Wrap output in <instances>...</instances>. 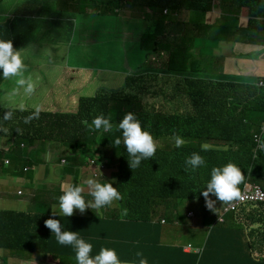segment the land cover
Segmentation results:
<instances>
[{"label": "trees", "instance_id": "16d2710c", "mask_svg": "<svg viewBox=\"0 0 264 264\" xmlns=\"http://www.w3.org/2000/svg\"><path fill=\"white\" fill-rule=\"evenodd\" d=\"M4 0H0V4ZM56 0H26V8L19 7L11 10V7L5 5L0 6V12L8 13L4 19L0 18V39L12 40L16 49L25 48L33 40L35 36L34 27L32 25L24 27L21 24L22 17L29 20L26 10L29 8L38 13H45L53 16L58 25L67 27L72 32L78 30L74 23V15L76 10L79 14H84V10L93 8L95 17H102L106 14H112L115 8H132L135 5L145 4L152 13L145 12L138 20L152 21V25L143 34H135V31H127L126 28L116 31L119 37L118 42L112 43L109 52L111 60L109 62L100 60L99 68L105 65L110 66L109 72L103 74L102 84H107L111 89L103 87V99L112 100L113 111L121 114V118L127 112H133L136 118L141 122L142 128H148L154 138H159L163 143H175L174 136L181 134L177 120L181 121V125L189 127L192 131L194 147L192 151L199 153L205 160L206 167L212 169L221 167L229 162L235 163L245 176L250 172L252 179L257 183V177H264V150L258 152V158L253 161L255 153L254 135L260 131L262 126L261 118L264 119L262 105L264 104V87L259 88L254 94V103L259 104L260 111H255L257 120L252 124H243L235 120L223 121L217 120L221 117H215L217 113L204 110L201 113L185 111V116H171L164 112L165 108L178 106L179 100H188L189 105H199L203 109L206 105H200L199 101L202 97L213 93V89L204 88V81L200 79L199 74H205L215 71V67L211 65V61L218 60L215 56H210L212 47L218 44L227 47L228 41L234 33L241 30L239 24L242 20L240 17L246 16L251 10L252 15H260L264 12V0H220L221 4L217 7L220 9H229V13L222 16L218 14H208L213 9L212 0H196L195 3L187 5L185 0H57L59 7L55 5ZM140 7V6H138ZM167 8L169 15L161 17V10ZM192 10L195 14V20L177 24L176 14ZM155 13L158 19L154 18ZM207 15V20L205 19ZM101 19V18H100ZM99 19V20H100ZM219 20H221L219 22ZM108 23V20H103ZM253 20L250 19L247 24L251 26ZM83 29L86 28V22L82 21ZM189 23L198 31H209V45H204L206 39H198L200 58L192 52L191 48H185L183 51L170 46L171 39L178 37L177 29L181 30ZM182 32V31H181ZM192 42L193 39H192ZM117 45H121L117 46ZM172 48V49H171ZM154 53H164L168 57L165 68L157 70L155 76H160L161 99L159 102L149 108L147 99L143 100V88L148 89L153 74V67H149L151 55ZM214 53V52H213ZM212 53V54H213ZM233 71V68H230ZM216 76V75H213ZM3 74L0 72V84L3 82ZM125 84H121L122 81ZM213 81L212 87L218 89L217 94L233 93L236 90L238 82L242 85L255 83V78H244L242 76L218 75ZM127 89V91L125 90ZM183 92L188 96L183 95ZM98 93V92H97ZM234 94H231L232 96ZM146 96H144L145 98ZM100 98V96H98ZM189 98V99H188ZM219 98V96H218ZM143 100V101H142ZM219 98V104L227 102ZM218 103L213 108L218 107ZM3 112L0 110V121ZM51 118H62V116H52V113L39 114L36 122V131L34 136L31 133H21L24 140L38 139L42 141H56L71 144V134L67 133L62 137L54 136L51 129ZM1 128H7L4 124H0ZM63 127L62 130H65ZM5 134V133H4ZM19 136V133L8 131V137ZM122 133H115V137H121ZM264 143V134L262 135ZM102 140L108 141L107 135ZM213 145L209 151H202L203 143ZM93 143V142H92ZM230 143L231 147L243 145L247 150L238 149L237 152L229 149L220 148V145ZM121 148V149H119ZM117 149H113L114 154L125 157L123 150H126L123 143ZM89 149V153H90ZM46 152V151H45ZM51 160L47 162V167L51 163L59 164L57 173L66 177L70 175L75 185L81 182L85 188V197L90 201L92 198L87 195L86 176H80L81 166L77 159L71 157L66 150L59 145L56 149L49 151ZM176 152L173 155L155 154L151 159L143 160L141 165L133 170L127 177L120 178L116 181V187L121 193L123 199L115 201L113 213L110 220H96V226L102 228L111 227L113 233L103 234L104 238L99 239L97 243V254L101 247L108 246L115 248L119 257L127 244L133 245L129 248L131 261H137V252H145L156 250L158 257H148L143 253L149 261V264H264V232L254 228L257 222H262L264 218V204L259 208H250L251 212L244 211L243 218L250 219L249 223L243 224L245 228L239 224L235 218H231L225 225L215 224L211 211L206 207L203 191L199 193H191L190 200L200 201L197 203L196 217L189 223V226L183 229V232L191 237L198 234L207 235L206 247L208 252L214 250L218 253V258L207 261L205 250L199 255L184 254L180 248H161L160 234L161 228L153 224L154 216L157 213V207L161 203L165 207L166 214L174 217L178 215L179 200L185 198L189 190L188 183L191 181L192 175L186 171V159ZM66 159L67 163H62ZM251 164L253 166H251ZM251 169V170H250ZM97 179V177H95ZM98 180V179H97ZM240 191V185L238 186ZM211 195V194H210ZM216 200L215 196H211ZM205 207H202V203ZM202 204V205H201ZM227 203L216 202L217 206H225ZM127 209V215L121 219V213ZM216 211H214L215 214ZM18 217H11L5 214L2 221L5 228L0 234L1 247L6 251L15 252L24 249L33 250L39 243L47 237H54L53 233L45 226L44 221H38L36 217L29 214L18 213ZM257 215L259 220H257ZM62 224V230H71L81 232L85 229L84 222L80 219H58ZM13 225V227H12ZM43 250L48 247L43 243ZM257 251L262 255L261 258H255L253 253ZM67 250L63 255L68 253ZM210 256V254L208 255ZM214 263V264H215Z\"/></svg>", "mask_w": 264, "mask_h": 264}, {"label": "clouds", "instance_id": "9594fccd", "mask_svg": "<svg viewBox=\"0 0 264 264\" xmlns=\"http://www.w3.org/2000/svg\"><path fill=\"white\" fill-rule=\"evenodd\" d=\"M216 1L218 5L221 4L220 0H212L213 9L208 14H218ZM196 0H185V3H195ZM145 4L135 5L143 7ZM146 6V5H145ZM147 7V6H146ZM130 9V8H127ZM92 11L93 8L84 10L87 14L88 11ZM120 8H115L112 14H116ZM76 14L79 11L76 10ZM162 13L169 15V10L164 8L161 10ZM182 12L176 14L177 24H182L190 19L195 20V14L192 10L184 11L187 13L188 19L181 21L180 17ZM26 14L29 20L25 21L26 18L22 17L21 24L25 28L32 25L35 29V34L41 32L44 35H48L49 31L47 26L53 28L52 35H59L60 27L53 16H49L45 13H38V11H32L31 9L26 10ZM106 14V15H112ZM207 15L205 19L207 20ZM9 16L8 13L0 12V18L4 19ZM167 15H164V17ZM242 22L239 24L241 30L234 33L231 40L228 41L227 47L218 44L216 47H212V51L216 54L219 62L223 65V72L220 76H240L244 78H255V83L242 85L243 82H238L237 88L232 96H229L227 102L223 103L224 107L221 113H217L215 117H221L217 120L231 121L235 120L242 122L243 124H252L257 120L255 111H260V108L254 106H244L245 102L250 101V96L257 91L259 88L264 87V77L255 76L252 69L249 66H253L254 62H257V58L264 57V12L260 15H252L251 10L246 16L240 17ZM252 19L251 26L247 22ZM136 22L138 19H135ZM193 23H189L183 28L188 33H182L177 38L171 39L170 46L174 47L175 50H184L185 48H191L192 52L199 57L198 39H206L204 45H209V41L213 38L209 31H198L191 26ZM249 33H253L257 40V43L261 44L259 53L256 54L254 51L248 48L249 45H255V43L247 38ZM192 39L194 42H192ZM240 48L241 53L235 54L234 49ZM20 49V48H19ZM243 55H250L251 61H245ZM230 59L234 62L240 61L242 64L233 67L230 63ZM168 62V57L161 61L159 66L153 67V76L149 83L148 89L143 88V100H148L149 108L153 104L157 103L161 99V84L160 76L156 77L155 72L163 69V63ZM99 68V67H97ZM233 68V71H230ZM82 70V69H81ZM102 70V69H101ZM27 67L24 59L21 55V51L16 49L13 45L12 40L0 39V72L3 74V82L8 79H15L17 91L23 89L27 94L35 92V84L30 76H26L25 73ZM54 72L58 74V70ZM232 73V74H230ZM47 81L52 80L49 72L44 73ZM200 78V77H199ZM204 81V88L208 90L213 89V93H209L206 97H202L199 101L200 105H206L207 109L212 110L213 106L219 104V98L216 95L218 89L212 87L213 81L210 79L200 78ZM250 85L256 86L254 91L248 95L247 98L242 96L243 89ZM105 88V87H104ZM111 89V87L107 88ZM127 91V89H125ZM98 92V93H97ZM238 92V93H237ZM183 95L188 97L184 92ZM100 96V98H98ZM144 96H146L144 98ZM189 99V98H188ZM142 100V101H143ZM230 101L232 103L230 104ZM182 100H179L178 106H172L171 108H165L164 112L171 116H185V111L181 106ZM68 108L62 111H48L43 107L37 108H24L18 109H6L0 108L3 112V117L0 124H4L7 128L0 127V234L5 228V223L2 221V217L7 214L13 218L18 217V213L29 214L32 217H36L38 221H44L45 226L53 233L54 237H47L49 242L42 241L33 250L24 249L23 251H6L1 247L0 244V264H20V261L26 260L28 264H45L46 259L49 263L53 262L57 264H70L69 257H72V264H149L143 253L148 256L150 253H157L156 250H149L145 252H137L136 256L139 258L137 261H131V255L129 248L133 247L131 244H127L125 249L121 252L119 257L115 248L103 246L100 248L97 254V243L99 239H103L104 235L97 236L96 234L89 233V228L96 225V220L108 221L113 213V206L115 201L122 200L123 197L116 187L117 177L114 174H119L120 178L127 177L133 170L139 167L143 160L151 159L155 154H168L173 155L179 152L181 156L187 155L186 159V171L188 174L191 173V181L188 183L190 188H199L204 185L202 195L205 198L206 207L209 210L216 211L212 218L215 219L214 225H225L231 218L238 217L236 219L239 224L242 225L240 220L245 218L243 213H250V208L261 206L264 201L257 199V188L259 187L264 192V187L260 184L249 182L252 179V174L249 172L245 176L242 170L232 162L222 165L221 167H214L209 169L205 165L204 158L199 154L192 151L194 145L193 136L191 129L185 125H181V121L177 120V125L181 131V134L174 136L175 147H171V143H163L159 138H154L151 131L148 128H142L141 122L136 118L133 112H127L121 118V114H117L113 111L112 100L109 98L103 99V87H99L93 94L81 96L76 106L70 107L67 101ZM65 105L60 104L59 107L63 108ZM192 104L188 108L191 113ZM257 106V105H256ZM259 106V105H258ZM187 109V108H186ZM41 113H52V116L58 115L62 118H51V129L54 136L62 137L63 135L71 134V144L74 142V148L78 151L69 153L68 144L66 139L64 142L56 141H42L38 139L24 140L21 133H31L34 136L36 131V122L39 114ZM262 123V122H261ZM264 123L260 128V131L254 135L255 153L253 161L258 158V152L264 150V143L262 142L264 134ZM66 127L65 130H62ZM11 130L13 133H19V136L8 137V131ZM122 133L121 137H115V133ZM5 133V134H4ZM102 133L107 135L109 140H102V145L98 147L95 152V157L89 155V144L95 134ZM257 140V141H256ZM123 143L126 150H123L125 157H120L114 154L113 149L119 148ZM162 144V146H160ZM56 145H59L68 154L77 159L80 163L81 173L80 176H86L87 195L92 199L90 201L85 197V188L81 182L77 185L74 182H65L57 188L59 196L56 197V192L51 191L49 193V201L39 203L35 213H31L25 209V206L29 202L32 196V192L41 187V181L39 179V167L40 162L42 165L47 166V162L51 160L50 150L56 149ZM237 146V145H236ZM169 147V149H165ZM213 145L209 143H203L201 145L202 151L211 150ZM220 148L229 149L230 151L237 152V148L231 147L230 143L220 145ZM121 149V148H119ZM91 150V149H90ZM46 151V152H45ZM80 151V152H79ZM91 152V151H90ZM80 153V154H79ZM99 156H96V155ZM78 155L82 157L78 158ZM84 157V158H83ZM121 159L122 169L120 171L115 170V162ZM62 163H67L66 159L62 160ZM251 166H253L251 164ZM50 167L57 169L59 164L51 163ZM251 170V169H250ZM93 174V178H88V173ZM97 177V179H95ZM242 185L240 191L238 186ZM211 194V195H210ZM248 194L254 196L248 200L242 201V198ZM211 196H215L216 200H213ZM39 201V200H38ZM227 203L225 206H217L215 210L216 202ZM198 203L200 201H193ZM202 203V202H201ZM203 204V203H202ZM201 204V205H202ZM42 207H47V213L43 214L39 210ZM205 207V204L202 205ZM127 209H124L121 213V219L127 215ZM190 213V219L193 221L196 217V211L193 210ZM96 213L98 217L93 216ZM106 213V215H102ZM177 223L182 220L183 226H189L185 221V218L180 215L178 210ZM165 207L163 204H159L157 207V213L154 216L153 224L159 226L167 225L168 220L166 217ZM43 219L40 220V217ZM194 217V218H193ZM58 219H80L87 224V228L81 232H75L71 230H62V224ZM247 219V218H246ZM250 221V219H248ZM257 220L259 217L257 215ZM263 223V224H261ZM243 224L244 223L243 221ZM243 226V225H242ZM13 227V225H12ZM247 232L245 226H243ZM264 232V218L262 222H257L254 227ZM112 230L111 234L113 233ZM109 234V235H111ZM108 235V236H109ZM163 233L160 234V246L161 248H180L184 254H195L199 255L206 245L202 248H194L193 245L185 246H172L167 247L161 244ZM43 243L48 247V250H43ZM67 250L68 253L63 255ZM28 252L36 253V257L33 259L32 256L28 255ZM255 258H261L262 255L258 254L257 251L253 253Z\"/></svg>", "mask_w": 264, "mask_h": 264}, {"label": "rangeland", "instance_id": "374dc122", "mask_svg": "<svg viewBox=\"0 0 264 264\" xmlns=\"http://www.w3.org/2000/svg\"><path fill=\"white\" fill-rule=\"evenodd\" d=\"M26 0H4L1 7L8 5L11 7V10H16L19 7L26 8ZM55 5L59 7V2L56 0ZM216 6L218 5V1H216ZM91 9V8H90ZM229 9H220L218 12L220 16L224 13H229ZM152 13V10L147 8L145 5L143 7L133 6L130 9H127L126 6L120 8L116 14L112 15H103L102 17L92 16V11H88L89 14H75L74 15V23L78 27V30L72 32L67 27L68 25H64L59 35H52L53 28L51 26H47L49 34L44 35L41 32H37L33 38V40L26 46L25 48L18 49L21 51V55L24 59L25 65L27 67V71L25 73L26 76H30L32 78L33 83L35 84V92L32 94H27L22 88L17 91V86L15 83V79L5 80L4 83L0 84V108L6 109H18L24 108L27 106L28 108H37L43 107V109L48 111H62L68 108L67 101L70 107H74L79 102V98L81 96L93 94L98 90L99 87L109 88L110 86L107 84H102L105 73L109 72L110 66L105 65L104 68H97L101 63L100 60H105L109 62L111 60V55L109 52L110 46L112 43L118 42L119 37L116 35V31L122 30V28H126L127 31L133 32L135 34H143L147 29L152 25V21H144L142 19L136 20L134 19L140 13ZM162 13L160 16L163 17ZM183 17H180L181 21H186L188 19L187 13L182 12L180 14ZM101 18V19H100ZM154 18L158 19V14L155 13ZM100 19V20H99ZM108 20V23H105L103 20ZM82 21L86 22V28L83 29ZM221 20H219L220 22ZM247 38L255 43L254 45V53L258 54L261 44L257 43L256 38L253 33H249ZM122 47L121 45H117ZM172 49V48H171ZM242 50L236 46L234 49L235 54L241 53ZM210 56H215L216 54H212ZM245 61H251L250 55H243ZM166 56L164 53L158 54L154 53L151 55L150 62L148 66L151 67L152 64L157 67L160 62L165 60ZM200 58V56H199ZM217 58V57H216ZM167 62L163 63V67L165 68ZM230 63H232L233 67L236 65H241L240 61L234 62L230 59ZM211 65L215 67L214 72H210L211 70L204 72L205 74H199L200 78L204 79H212L216 78L219 74L223 72V65L218 60L211 61ZM250 69H253V66H249ZM58 70V74L54 72V70ZM82 69V70H81ZM102 69V70H101ZM255 72L253 73L257 77H264V65L258 62L257 58V67L254 68ZM49 72L51 77H54L52 80L47 81L45 79L44 73ZM232 74V73H230ZM216 75V76H213ZM239 73L237 76H240ZM125 84L123 80L121 84L117 86H121ZM256 86L250 85L243 89L242 96L247 98L250 93L254 91ZM259 91H255L250 96V101L245 102L244 106H254L259 107L254 103V94ZM238 93V92H237ZM231 94L236 93H220L219 95L216 93L219 98L223 101L229 99ZM232 101H230V104ZM64 104L63 108H60L59 105ZM181 106L183 111L190 107L188 100H184L181 102ZM224 105L221 103L218 107L210 109H203L199 105H192V111L196 113H201L204 110L211 112H219L223 109ZM264 113V104L261 106ZM261 122L264 123V119L261 118ZM264 126V125H263ZM104 135L102 133L95 134L93 140L88 143L91 149L89 155L91 157H95V152L100 145H102V137ZM93 142V143H92ZM1 143V142H0ZM76 143V142H74ZM72 145H68L69 153H72L76 150ZM162 146V144H160ZM171 147H175L174 143H171ZM255 145L251 146L254 148ZM240 150H247V147L243 145L235 146ZM165 149H169L166 147ZM80 152V151H79ZM80 154V153H79ZM96 156H99L98 154ZM82 157V155H78V158ZM184 157H187L185 155ZM84 158V157H83ZM121 159H118L115 162V170L120 171L122 169ZM191 175V173H189ZM93 178V174L88 173V178ZM114 177L120 179L119 174H114ZM245 179V175H244ZM249 182H253V179H250ZM257 183L264 187V177H257ZM242 185H240V188ZM200 189H204V185L199 188H190L185 198L179 200V211L180 215L185 218V221L189 225L192 221L190 219V213L193 212V216L195 213L193 210L197 208V203H194L190 200L191 193H199ZM194 203V204H192ZM41 213H47V207H42L39 210ZM214 211H211L210 214H213ZM168 223L167 225L161 226V232L163 233V238L161 239V244L167 247L172 246H185V245H193L194 247L202 248L204 246L203 242L201 243L199 240V236H203V234H198L195 237H191L188 234L184 233L182 230V226L177 223V218L174 216L166 215ZM194 218V217H193ZM43 219V216L40 217V220ZM244 223H249L248 219L243 220ZM263 224V223H261ZM186 226H183L185 228ZM205 236V235H204ZM44 241L49 242L47 239ZM28 255L32 256L34 259L36 257V253L28 252ZM69 263L72 264V257H69ZM20 264H28L26 260L20 261ZM45 264H50L49 260L46 259ZM52 264H57L53 262Z\"/></svg>", "mask_w": 264, "mask_h": 264}, {"label": "crops", "instance_id": "0c3cea01", "mask_svg": "<svg viewBox=\"0 0 264 264\" xmlns=\"http://www.w3.org/2000/svg\"><path fill=\"white\" fill-rule=\"evenodd\" d=\"M143 14H138L134 19H139ZM182 31V32H181ZM178 35L182 34V33H188L190 32L189 30L186 31L184 29H181V30H176L174 33H176ZM248 48L250 50H254V45H249ZM261 48V47H260ZM258 62L262 65H264V57H260L258 59ZM255 67H257V62H254L253 63V69L252 71L255 72ZM40 167H39V179L41 181V186L44 187V190L41 189V187H39L38 189H36L35 191L32 192V196L33 198H31L29 200V202L27 203V205L25 206V209L31 213H35L37 211V208L36 206L39 204V203H42V202H48L49 201V193L51 191H54L56 192L57 191V188L65 183V182H72L73 179L70 175H67L66 177H63L62 175L58 174L57 173V170L54 169L53 167H47V166H44L42 165V161L40 162ZM59 196V192L57 191L56 192V197ZM39 200V201H38ZM194 204V203H192ZM102 215H106V213H103ZM93 216L95 217H98V215L96 213H93ZM179 225L182 226V230L184 229L183 228V224H182V220L180 219V221L178 222ZM84 226L87 228V224L84 223ZM89 233L91 234H96L97 236H101L103 234H111L112 232V228L111 227H106V228H102V227H98L96 225H94L93 227L89 228ZM197 236V235H196ZM207 237V235H206ZM206 237L203 235L199 236V240L200 242L205 245V241H206ZM194 247V246H193ZM195 248V247H194ZM197 249L200 248V247H196ZM205 250V256H206V259L207 261H211L213 260V258H218V253L214 250H210V252H208L207 248H204ZM210 254V256H208ZM159 254L158 253H150L148 254V257H153V259L155 257H158ZM215 263V262H214ZM213 263V264H214ZM206 264V263H205ZM216 264V263H215Z\"/></svg>", "mask_w": 264, "mask_h": 264}, {"label": "built area", "instance_id": "2783aa9c", "mask_svg": "<svg viewBox=\"0 0 264 264\" xmlns=\"http://www.w3.org/2000/svg\"><path fill=\"white\" fill-rule=\"evenodd\" d=\"M256 188H257V195H256L257 199H261L264 201V192L259 187ZM250 198H254V196H249L248 194H246L245 197L242 198V201L248 200Z\"/></svg>", "mask_w": 264, "mask_h": 264}]
</instances>
